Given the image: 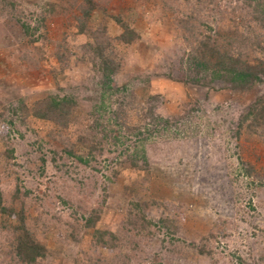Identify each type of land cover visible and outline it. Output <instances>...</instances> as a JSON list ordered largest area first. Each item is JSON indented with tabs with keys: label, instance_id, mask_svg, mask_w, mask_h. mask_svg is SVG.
Returning a JSON list of instances; mask_svg holds the SVG:
<instances>
[{
	"label": "rangeland",
	"instance_id": "1",
	"mask_svg": "<svg viewBox=\"0 0 264 264\" xmlns=\"http://www.w3.org/2000/svg\"><path fill=\"white\" fill-rule=\"evenodd\" d=\"M263 18L264 0H0V264H264V122L247 114L264 80L234 89L195 58L264 62ZM49 96L70 99L58 120L32 112ZM119 101L126 124L161 123L109 125L79 162ZM134 144L145 166L122 163Z\"/></svg>",
	"mask_w": 264,
	"mask_h": 264
},
{
	"label": "trees",
	"instance_id": "2",
	"mask_svg": "<svg viewBox=\"0 0 264 264\" xmlns=\"http://www.w3.org/2000/svg\"><path fill=\"white\" fill-rule=\"evenodd\" d=\"M127 30L128 28H123V35H126ZM195 58L197 59L196 63L198 66H201L204 70L211 71L214 77L224 78L225 81L234 89H248L255 83L264 80L263 61L251 64L248 61L234 56L227 51L221 52L216 50V48H212L209 51H206V53L199 54V56H195ZM104 61L103 64H105ZM111 70L114 71L115 67L111 68ZM111 70L108 71L106 66L101 68L103 77L101 89L103 91V96L105 93L113 95L119 90V88H115L113 86L114 84L110 74ZM69 101L70 99L67 97L59 98L55 96H49L45 99V103L43 102L42 105L40 104L41 107H36L32 112L36 117H52V119L58 120L60 119L58 118L60 117L58 113L63 110ZM118 103L119 104H116L115 108L112 109L111 106L113 107L114 105L112 102L109 103L108 105L110 106V110L106 112L108 116H106L101 123H99L98 119L95 118V122L89 126L90 131L88 130L87 134L80 138L82 143H86L90 146V150L88 152V156L86 157L76 156L79 162L87 165L92 159L95 158L94 152L101 153L103 150L102 141L104 138L107 139L106 134L108 132L107 129L109 125L115 126L120 130V132L127 133L132 136H140L144 133H147V136H149L153 132L156 125L161 123V118L156 116L150 108L142 115V118L146 121L143 123L144 127L139 125H128L125 123L126 111L123 110V101H119ZM107 108L108 106L104 107V103L102 102L100 106H96V108H94V110L96 109L98 112L95 110L92 113L94 115L97 113L96 116H100L102 111H106ZM247 114L253 115L255 119H260L262 122H264V104H262L261 100H256L247 111ZM97 128H99V131H96ZM99 133L102 135V137L98 136ZM115 138H118V136H115ZM122 153L124 155V160L122 163L125 164V166L139 168L141 165L145 166L147 164V159L143 149H139L135 144L132 147H125ZM17 250V252L24 257V260H26V253H32L31 257L27 254L29 260H34L38 255H43V252L38 250V247L30 245L27 247V245L22 244V242H20ZM38 251H40V254H38Z\"/></svg>",
	"mask_w": 264,
	"mask_h": 264
}]
</instances>
